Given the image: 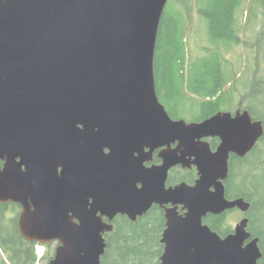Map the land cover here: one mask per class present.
Masks as SVG:
<instances>
[{
    "label": "water",
    "instance_id": "95a60500",
    "mask_svg": "<svg viewBox=\"0 0 264 264\" xmlns=\"http://www.w3.org/2000/svg\"><path fill=\"white\" fill-rule=\"evenodd\" d=\"M169 1L0 0V201L29 186L34 211L25 208L22 231L41 244L59 243L49 264H102L103 234L113 230L102 216L135 220L153 203L188 211L183 218L167 212L161 264H259L263 257L247 217L225 237L204 219L249 212L244 198H227L225 183L230 156L252 152L264 124L248 110L199 122L169 115L154 70ZM214 138L216 151L207 141ZM177 143L137 190L135 154ZM186 156L198 180L167 190L168 170Z\"/></svg>",
    "mask_w": 264,
    "mask_h": 264
},
{
    "label": "trees",
    "instance_id": "16d2710c",
    "mask_svg": "<svg viewBox=\"0 0 264 264\" xmlns=\"http://www.w3.org/2000/svg\"><path fill=\"white\" fill-rule=\"evenodd\" d=\"M198 28L207 43L193 47ZM235 51L241 52L237 68L227 58ZM154 70L157 94L173 119L199 122L219 111H235L243 101L264 124V0H170L158 32ZM229 168L227 198L250 203L249 231L260 239L259 264H264V136L245 158L232 155ZM230 213L204 221L226 236L233 231ZM159 223L157 215L145 224L121 220L102 264L151 263L158 256ZM7 258L9 264L38 261L35 250L28 261ZM51 258L45 254L41 261ZM0 264H7L1 255Z\"/></svg>",
    "mask_w": 264,
    "mask_h": 264
},
{
    "label": "flooded vegetation",
    "instance_id": "af4514ba",
    "mask_svg": "<svg viewBox=\"0 0 264 264\" xmlns=\"http://www.w3.org/2000/svg\"><path fill=\"white\" fill-rule=\"evenodd\" d=\"M237 110H241V111L247 110L243 107V101H241L238 104V108L235 111H232V113L233 114L236 113ZM79 128L81 129L82 127L79 126ZM213 140H216L217 142L216 145H213L212 143ZM207 141L210 143L212 151H216V149L220 144V140L214 138V139H207ZM178 146L179 144L177 143L171 145L170 147H163L156 149L153 152H151L149 148L142 147L141 153L135 154V158L137 159L138 164L140 165L139 170L137 172H134V174L132 175V178L138 179V182L136 184L137 190L142 191V189L144 188V183L146 178L145 171L148 170L150 171L152 169H157L158 167H161L164 164V160L161 157V154L167 150L169 151L176 150ZM104 152L107 154L109 153V150L104 149ZM178 156L180 157L181 155L178 154ZM193 159H194L193 157L186 156L184 159H182L181 163L171 167L168 170L165 180V188L167 190L171 188H175L181 184H186L188 186L195 185L196 181L199 178V175L197 168L191 164ZM20 161L21 158L16 159L17 163H19ZM3 165L4 163L1 162V167H3ZM61 170L62 168L59 167L58 172L60 173ZM22 171H26L25 166L22 167ZM152 177L154 178V180L161 179L160 174L159 176L153 174ZM133 180L135 181V179ZM18 188H19L18 190L19 192L16 193L15 199L0 201V255L2 256L4 262H6L7 264H9L7 258L8 256H11L15 261L19 260V256L21 259L23 260L25 259V261L26 260L28 261L31 258L33 250H35V253H37V248L43 247L44 250L46 251L45 254L50 255L52 253L51 257L53 258L56 249L59 245L57 241H54L50 244H41L37 241L29 239V236H31L32 234L23 233L22 231L23 227L21 226V217L25 208L28 215L32 214L34 211L33 192L30 191V188L27 184L25 185L24 188L23 187H18ZM90 203H93V199H90ZM168 211H173L175 212V215H177V217H182V218L185 217V215L188 212L183 205L175 206L171 203H162V204L153 203V205L148 209L147 212L143 213V215L141 216H137L135 220H132L128 215H123V214H117L112 220H110L106 216H102L103 222L108 226L113 227L112 231H105V233L103 234L106 243L105 253L107 250L112 249V248H108V244H110L109 240H111L113 238V235H115V232L118 228V224L121 220L132 224H137V223L145 224V222L151 215H157L159 216L160 219L159 230L157 231L158 248L156 252L158 256L149 264H161V257L165 252V244L162 243V239L164 232L168 228L167 225L168 220L166 217ZM236 211L240 212L241 219L245 217L248 218L247 216L248 213H242L239 210H233L230 212H236ZM69 216H72V214L70 213ZM74 222H77V220L75 219ZM204 224L208 225L205 223V221ZM32 226H33L32 222L30 221V218L28 216L26 220V229L32 230L33 229ZM248 231H249V226H248ZM231 233H233V231ZM219 235L221 237H225L221 234ZM51 249H53L52 252H50ZM50 261L51 260H45V261L43 260L41 262H46L47 264H49Z\"/></svg>",
    "mask_w": 264,
    "mask_h": 264
},
{
    "label": "rangeland",
    "instance_id": "374dc122",
    "mask_svg": "<svg viewBox=\"0 0 264 264\" xmlns=\"http://www.w3.org/2000/svg\"><path fill=\"white\" fill-rule=\"evenodd\" d=\"M197 24V23H196ZM198 32L199 34L196 35L195 39H194V42H193V47L194 46H202V45H206V40L204 39L203 37V32H201V30H199L198 28ZM240 51H235V52H232L230 53L227 58L230 62H232L233 64H236V68H237V62H238V59L240 57ZM192 118L188 117V118H185L186 121L190 122L192 121L191 120ZM241 220V216H240V212H231L230 215H229V218H228V225L234 229L235 226L239 223V221ZM40 248H43V247H40ZM44 249V248H43ZM53 249L50 250V252H52ZM46 252V251H45ZM50 256H52V253L50 254ZM40 264H47L46 262L42 263L40 262Z\"/></svg>",
    "mask_w": 264,
    "mask_h": 264
},
{
    "label": "built area",
    "instance_id": "2783aa9c",
    "mask_svg": "<svg viewBox=\"0 0 264 264\" xmlns=\"http://www.w3.org/2000/svg\"><path fill=\"white\" fill-rule=\"evenodd\" d=\"M37 254H38V257L40 259L42 257V255L44 254V249L38 247L37 248Z\"/></svg>",
    "mask_w": 264,
    "mask_h": 264
}]
</instances>
